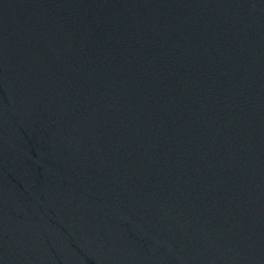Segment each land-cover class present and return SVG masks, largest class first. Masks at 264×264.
I'll list each match as a JSON object with an SVG mask.
<instances>
[{
    "label": "water",
    "instance_id": "water-1",
    "mask_svg": "<svg viewBox=\"0 0 264 264\" xmlns=\"http://www.w3.org/2000/svg\"><path fill=\"white\" fill-rule=\"evenodd\" d=\"M0 264H264V0H0Z\"/></svg>",
    "mask_w": 264,
    "mask_h": 264
}]
</instances>
